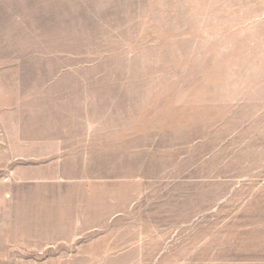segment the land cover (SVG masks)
Here are the masks:
<instances>
[{"label": "rangeland", "instance_id": "rangeland-1", "mask_svg": "<svg viewBox=\"0 0 264 264\" xmlns=\"http://www.w3.org/2000/svg\"><path fill=\"white\" fill-rule=\"evenodd\" d=\"M0 264H264V0H0Z\"/></svg>", "mask_w": 264, "mask_h": 264}]
</instances>
